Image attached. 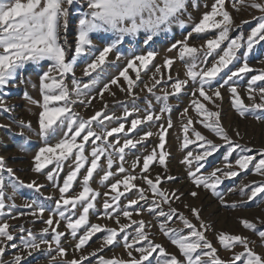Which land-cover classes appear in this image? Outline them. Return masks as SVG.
Here are the masks:
<instances>
[{
  "label": "snow or ice",
  "instance_id": "obj_1",
  "mask_svg": "<svg viewBox=\"0 0 264 264\" xmlns=\"http://www.w3.org/2000/svg\"><path fill=\"white\" fill-rule=\"evenodd\" d=\"M74 0H0V89L7 87L17 79L18 73L28 64L39 65L43 61L49 62V67L39 77V90L42 100H34L25 93V97L33 104L38 105L41 111L38 115V135L45 144L34 157V171L42 172L49 165H54V170L49 169L46 173L47 179L56 183L57 176L63 171L64 164L71 160V166L63 179L62 185H57L59 197L54 199V206L48 207L43 201L33 200L25 207L32 209L29 213L36 219L43 220L46 225L41 229L39 237L31 230L20 226L19 239L27 255L31 256L33 250H40L41 245H47L49 251L53 250L60 258L61 264H85L90 262V257H98L95 264H264V252H258L254 242L247 236L219 232L216 240L220 246L231 253L228 260L218 255V249L208 239L206 233L211 226L206 223L200 215V210L192 208L191 212L199 223H193L183 213L179 214V220L183 227H170V223L177 215V209L173 208L170 198L180 199L176 192L167 193L160 187L164 179L174 180L175 177H161L157 174L153 177L150 167L158 164L167 169V157L170 155L165 150L167 129L172 128L169 118L167 127L159 125L157 134L159 143L152 148L151 152L142 158L137 156L132 162L131 170L124 166L126 150L137 149L138 145L154 135L152 131H145L142 136L131 138L130 134L136 132L137 128L148 122L159 121L163 113H170L171 106L167 103L169 96H178L187 87L189 82L195 84L191 95L190 106L193 108L196 119L188 115L189 109L185 108L182 117V147L187 149L189 145H196L199 151L189 150L181 161L188 168V175L196 188L203 187L219 198L222 205L230 209L246 206L257 200L264 203V181L242 184L240 192L246 200L239 202H228L224 195L218 191V187L224 179L234 178L241 172H247L251 168L254 174L264 177V148L257 155H251L253 149L233 140L228 130L221 122L219 110H212L209 104L219 108L216 103L223 99L222 89L227 88L231 93V104L241 117L255 114L257 120H264V69H260L247 81V98L251 103H245L239 91L238 81L248 73L256 72L250 67L248 55L255 45L264 41V0H213L210 9L205 11L198 22L191 23V29L182 40H177L168 49L175 50V58H167L161 65H154L157 56L155 50H148L143 54H133L127 60L126 66L109 83L103 85L98 93L101 99L105 92H110V85H119L120 78L126 82V86H120L121 91L127 92L134 98L137 82L141 80V72L150 70L152 65L154 71L151 76V86L144 87L149 93L162 82L171 81V91L162 89L163 95L157 96L158 101H163L164 106L160 109L161 115H157L149 108L145 109L146 115H136L140 109L135 105L131 110L125 108L123 116L108 114L101 110L95 112L90 118L84 119L73 110L77 102L85 103L86 90L93 88L99 83L105 66L110 63L108 57L116 51V60H120L123 53L119 45L125 37H138L144 33V43L150 44L154 37L161 33L172 30L174 24L185 28L188 24L182 17L188 14V21L192 20L188 12L190 0H87L88 11L84 12L78 20V33L74 48L67 43V28L69 7ZM229 3L231 8L240 11L241 8L257 10L260 15L254 16L255 26L249 34H238L232 36L236 25L233 15L226 7ZM192 6L199 7L198 0H192ZM207 8L208 6L205 5ZM248 24L249 21H242ZM111 33L115 37L102 49H98V55L92 51L94 48L92 34ZM205 42L199 46L189 43L193 34H209ZM243 49V51H241ZM92 57L87 62L83 74L90 78L88 83H81L75 78V67L82 57ZM211 58V62L210 59ZM179 59L186 67L185 79H180L178 74L174 78L171 74L172 67ZM233 66V67H230ZM166 69L167 72L162 71ZM130 70L133 75L130 74ZM69 74L72 75L69 88L66 83ZM95 74V75H93ZM167 76V80H165ZM114 95V93H112ZM155 95V93H153ZM259 97V102H257ZM95 99V97H92ZM91 103V100L87 101ZM107 109V105H104ZM0 110L11 111L3 96L0 95ZM120 121L116 126L109 127L105 121ZM127 122V127L126 123ZM199 123L203 128L209 130L218 137L223 144L228 145V151L224 156L225 167L215 168L207 175L198 173L204 168L205 162L221 144L205 136L199 131L195 124ZM21 128L32 129L31 122L20 121ZM5 127V125H0ZM99 129V130H97ZM120 134H123L121 137ZM23 135V133H21ZM240 133L237 130L236 136ZM53 136L59 138L53 144L49 140ZM109 138H112L111 140ZM86 146H90V152L86 154ZM240 150V155L234 163L230 161L232 154ZM259 157V159L257 158ZM102 158L106 159V168L100 164ZM117 158L119 163L117 164ZM195 168L193 169V164ZM117 164L116 170L113 165ZM140 168L139 174L135 169ZM84 174L81 176V170ZM100 169L103 172L100 182L105 184L112 178H119L108 183V191L103 195L108 197L102 204V215L97 210V198L101 195L90 186L94 173ZM7 173L11 181L12 195L14 196L19 187L34 188L37 192L43 185L35 181L27 185L20 181L13 169L6 167L4 158L0 156V264H22L25 257L17 254L12 261H4L3 257L8 247L17 248L13 242L17 236L10 230L12 225L6 217L11 215L14 204H6ZM78 177L82 181L78 193H72L74 183ZM142 180L148 187H140L136 181ZM133 189L137 192V198L128 199L125 206H121V198ZM151 192L149 198L145 193ZM192 197L199 193L192 191ZM11 199V197H7ZM45 200H53V197H45ZM141 201L149 203L146 209L137 207ZM168 205V211L163 210V205ZM9 211H5V209ZM148 211L157 218H163L159 223V230L175 246L179 256L169 253L160 243L155 242L149 231L150 223L144 219H134L142 211ZM48 216L44 219L45 212ZM90 212L97 218L112 220L115 227L106 224L91 223ZM24 215V213H20ZM121 217L126 218L127 223H121ZM12 219H16L12 216ZM61 221L65 222L66 231H60ZM240 223L243 228L250 230L261 245H264V221H251L242 218ZM131 229V231H129ZM187 229V232H185ZM51 230V240L47 239ZM97 233H103L100 238V247L90 253H84V249ZM71 236L76 240L72 250V258L69 251L62 245V238ZM119 245L126 250L127 259L112 256L106 258L102 253L105 248ZM242 250L237 252L236 248ZM54 260L56 257L53 258ZM91 264V262H90Z\"/></svg>",
  "mask_w": 264,
  "mask_h": 264
},
{
  "label": "rangeland",
  "instance_id": "obj_2",
  "mask_svg": "<svg viewBox=\"0 0 264 264\" xmlns=\"http://www.w3.org/2000/svg\"><path fill=\"white\" fill-rule=\"evenodd\" d=\"M199 7L192 6V0H190L188 12L191 14L192 20L188 21V14H185L182 18L188 22L185 28H181L179 25L174 24L172 30L167 33H161L157 37H154L153 41L150 44H145L144 33H141L138 37H125V40L120 44L119 50L123 53L120 60H116V51L114 50L108 57L110 63L105 66V71L101 75L99 83L91 89L86 90V95L81 97L85 100V103L77 102L73 105V110L77 112L81 118L88 119L95 112L105 110L108 114H115L116 116H123L124 109L127 107L131 110L132 106L135 105L140 109V112L134 113L133 117H129V121L134 118L136 115L144 116L146 115L145 109L149 108V101L151 102L150 110L155 112L157 115H161L160 109L163 108L164 102L158 101L157 96H162V89L167 88L168 91H171V81L167 83L162 82L160 85H157L153 89V93H149L144 87L145 84L151 86V76L154 68L152 65L149 66L150 70L147 72H141V80L137 82V86L134 89L136 97L129 95L125 91H121L120 86H126V82L123 78H120L119 85H110V92H105L103 99L100 98L98 93L102 90L105 83H109L112 78L119 75V72L126 66V62L131 58L133 54H143L148 50H155L157 56L153 61L154 65L163 64L164 60L167 58H175L177 52L175 50L169 51L173 43L177 40H182L188 31L191 29L192 22H198L202 14L210 9L213 0H198ZM205 5L208 7L206 8ZM226 7L233 15L236 25L235 30L231 33L232 36L238 34H244L247 36L252 27L255 26L256 21L253 19L254 16L260 15V13L251 8H241L240 11H236L231 8L229 3H226ZM87 0H74L72 6L69 7L68 15V28H67V43L70 48H74L75 41L78 33V20L84 12H87ZM249 21L248 24H243L242 21ZM106 33H94L92 34V40L94 48L92 49L98 55V49L104 47L101 44L100 39L101 35ZM111 39L115 37L113 34H109ZM209 34H193L189 43L195 46H199L205 42L206 38L211 37ZM243 51V49L241 50ZM92 57L85 56L78 60L75 67V78L79 80L82 84L88 83L90 78L83 74V70L86 67L87 62H90ZM210 62H211V58ZM248 61L250 67L256 70V72L248 73L243 78L238 81L239 91L241 96L244 98L245 103H251L247 98V81L254 74H257L260 69H264V41H261L259 44L255 45L252 52L248 55ZM49 62L43 61L39 65L28 64L24 69H22L17 76V79L10 83L7 87L0 89V95L3 96L7 105L10 107L11 111L5 112L0 110V125H5V127H0V156L4 158L5 165L8 168L13 169L15 176L23 181L25 185L36 182L38 185H43L40 188V191L37 192L34 188L19 187L16 190L15 195H12L11 181L8 177V174L5 173V184H6V204H14L15 207L11 208V215L6 217L8 223L12 225L10 229L14 235L17 236V239L11 243L17 244V248L8 247L5 251L3 260L8 262L12 261L14 256L17 254L23 255L25 257L22 264H61L60 258L57 257L55 249V244H53V250L49 251L47 245H41L40 250H33L32 255H27L26 249L23 247L22 241L19 239L20 235H26V233H19L18 229L20 226H23L25 229L31 230L33 234L37 237L41 234V229L46 225L43 223V220L36 219L31 216L29 213L32 209L25 207L26 204L31 203L33 200L38 202L43 201L49 208L54 206V199L59 197V191L57 185H62L63 179L66 177L70 166L71 160L66 162L63 167V171L59 173L56 179V183L49 181L47 179L46 173L49 169L54 170V165H49L48 168L44 169L42 172L37 173L34 171V157L38 153L39 149L44 146V139L38 135V115L41 111V108L33 104L30 100L25 97V93L28 96H31L34 100H39L41 93L38 87L39 77L43 71L49 67ZM233 67V66H230ZM108 70V71H107ZM162 71L167 72L166 69ZM186 67L183 61L176 59L171 74L175 78L178 74L180 79H185ZM133 75L134 73L131 72ZM95 75V74H93ZM72 75L69 74L67 77L66 83H68L69 88L72 87ZM167 80V76H165ZM195 88L193 82H189L184 91L178 96H169L167 103L171 106L170 113H163L159 121L148 122L139 126L136 132L130 134L131 138H137L142 136L145 131H152L153 136L148 137L142 145H138L137 149L126 150L125 163L124 166L131 170L132 162L137 156L141 158L150 153L152 148L157 147L159 143L158 133L160 131L159 125H164L167 127V121L170 118L172 121V128L167 129L166 144L165 150L169 152L167 157V169L158 164H153L150 167V173L153 177L159 174L162 178L165 176L175 177L174 180L164 179L160 187L162 190H165L167 193L176 192L180 196V199H175L174 197L170 198L171 206L177 209V215L173 218L170 223V227H183L181 221L179 220V214L183 213L186 217L192 220L193 223H199L194 218L191 209L197 208L200 210L201 218L211 226V229L206 235L210 239L214 246L218 249V255L221 258L228 260L231 256V253L225 250L216 240V236L219 232H227L231 234H241L249 237L253 242L256 250L258 252H264V245H261L260 241L250 230L243 228L240 223L242 218H247L251 221L257 222L258 220L264 221V203L257 198L256 201L247 204L246 206H240L236 209H230L222 205L219 201V198L213 195L210 191L205 190L203 187L196 188L193 184L191 178L188 175V168L181 161L184 159L186 152L189 150L199 151L196 145H189V148L185 149L182 147V124L184 123L185 118L182 117L183 110L185 108L189 109L188 115L192 116L193 119H196V114L193 108L190 106L191 100L193 99L191 93ZM223 99L216 101L219 105V108H215L213 105L209 104L208 107L212 110H219L221 113V122L224 127L228 130L229 135L233 138L234 141L245 145L253 149L251 155H257L260 149L264 148V120H257L255 114L248 115L247 117H241L235 111L231 104V93L227 88L221 90ZM114 93V95L112 94ZM95 97V99H92ZM91 100V103L87 101ZM257 102H259V97H257ZM107 105V109H104V105ZM20 121L25 123L31 122L32 129L21 128L19 125ZM120 121H112L111 123L105 121L109 127L116 126ZM126 127H127V122ZM196 128L201 131L209 139L213 140L217 144H221L222 147L215 152L211 157L205 162L204 168L201 169V172L198 175L203 174L207 175L209 172L215 168H224L225 161L224 156L228 151V145L223 144V142L216 137L209 130L203 128L199 123L195 124ZM99 130V129H97ZM239 131L240 135L236 136V131ZM23 133V135H21ZM122 137L123 134H120ZM59 137L53 136L50 138V143H55ZM30 139V140H29ZM110 140L112 138H109ZM28 145V146H27ZM29 147V148H27ZM90 152V146H86V154ZM240 150L237 149L236 152L230 157V161L234 163L235 159L240 155ZM259 159V157H257ZM119 163L117 158V164ZM100 164L103 168H106V159L102 158ZM117 164L113 165V170H116ZM195 168V163L193 164V169ZM141 172L140 168L135 169V173L139 174ZM84 174V170H81V176ZM103 172L98 169L97 173H94L93 179L90 181V186L96 191L100 192L101 195L97 198V210L100 211L102 215V204L105 199L103 194L108 191L106 186L108 183H111L112 180L119 178V176L112 178L109 182L102 184L100 182ZM264 181V177H261L257 174H254V170L251 168L247 172H241L239 176L224 179L223 183L219 185L218 191H220L226 201L228 202H239L241 200H246V197L243 196L240 192V186L242 184H250L252 182H261ZM82 181L78 177L77 181L74 183L71 190L72 193H78L81 189ZM136 183L140 187L147 188L148 186L142 181L137 180ZM192 191H197L199 195L197 197H192L190 193ZM149 198L152 197L151 192L145 193ZM137 192L133 189L131 192L125 194V197L121 198V206L127 204L128 199L137 198ZM53 197V200H45V197ZM7 197H11L8 199ZM150 206L149 203L141 201L140 205L137 207L147 208ZM164 211H168V205L164 204ZM9 211V209H5ZM24 213V215H20ZM48 211L44 214V219L48 216ZM12 216H15L16 219H12ZM134 219H144L146 222L150 223L149 231L151 233L152 239L162 244L169 253H174L179 256L178 250L173 246L168 238L163 235L159 230V223L163 218H157L152 213L144 210L141 215L137 216L136 213H133ZM91 223H100L106 224L109 227H115L116 225L112 220H107L97 218L96 214L90 212L89 216ZM126 218L121 217V223H127ZM60 231H66L65 222L61 221ZM131 231V229L129 230ZM187 232V229H185ZM103 233H97L96 236L89 241V244L84 249V253H90L100 247ZM51 230L46 237L51 240ZM76 240L70 235L62 238V245L69 251V256L67 258H72V250ZM241 248H236L235 251H241ZM106 258H111L112 256L122 257L127 259L126 250L119 246H112L105 248L102 253ZM56 257L54 260L53 258ZM98 257H90L91 264H95ZM89 261H85V264H90ZM155 264V260L153 261Z\"/></svg>",
  "mask_w": 264,
  "mask_h": 264
},
{
  "label": "crops",
  "instance_id": "obj_3",
  "mask_svg": "<svg viewBox=\"0 0 264 264\" xmlns=\"http://www.w3.org/2000/svg\"><path fill=\"white\" fill-rule=\"evenodd\" d=\"M109 34L110 33H106L104 35H101L102 38L100 39V41H101V44H103L104 46H106L112 40L111 39V36ZM38 87H39V81H38ZM39 100H42V97L41 96H40ZM27 148H29V147H27Z\"/></svg>",
  "mask_w": 264,
  "mask_h": 264
}]
</instances>
